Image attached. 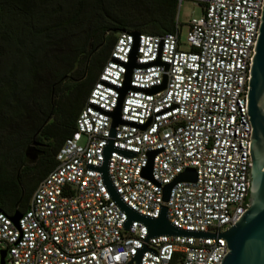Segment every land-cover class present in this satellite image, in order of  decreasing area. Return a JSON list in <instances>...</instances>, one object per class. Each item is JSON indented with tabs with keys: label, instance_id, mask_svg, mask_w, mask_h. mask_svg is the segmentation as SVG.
<instances>
[{
	"label": "built area",
	"instance_id": "1",
	"mask_svg": "<svg viewBox=\"0 0 264 264\" xmlns=\"http://www.w3.org/2000/svg\"><path fill=\"white\" fill-rule=\"evenodd\" d=\"M263 0H194L200 16L159 36L139 34L129 87L110 136L133 37L116 35L79 112L16 224L0 211L2 264H220L222 234L248 209L250 133L245 96ZM166 65V67H165ZM164 82L163 89H159ZM108 180L120 201L143 217L166 209L169 224L201 236L146 239L126 217L98 171L108 143ZM151 179L141 176L149 152ZM191 169L162 201V188ZM141 253L138 263L133 259Z\"/></svg>",
	"mask_w": 264,
	"mask_h": 264
},
{
	"label": "trees",
	"instance_id": "2",
	"mask_svg": "<svg viewBox=\"0 0 264 264\" xmlns=\"http://www.w3.org/2000/svg\"><path fill=\"white\" fill-rule=\"evenodd\" d=\"M179 1L0 0L2 213H23L55 166L53 157L73 131L116 35L171 33ZM26 122L31 128L20 131L16 125ZM35 138L47 143L48 153L28 164L23 153Z\"/></svg>",
	"mask_w": 264,
	"mask_h": 264
},
{
	"label": "water",
	"instance_id": "3",
	"mask_svg": "<svg viewBox=\"0 0 264 264\" xmlns=\"http://www.w3.org/2000/svg\"><path fill=\"white\" fill-rule=\"evenodd\" d=\"M259 26L257 29L253 50L254 53L250 61L249 80L247 82V92L245 96V114L251 128L249 133L247 153L251 160L249 169V189H248V209L236 220L234 226L230 227L222 237L225 241L227 254L221 259L220 264H264V0L261 4ZM133 37V44L129 53V62L126 65L124 74V85L117 99L116 108L109 114L111 117L110 136L114 135V127L121 124L119 120V109L124 93L127 90H135L129 87V77L132 69L143 68L147 65H136L135 55L137 50V38L139 33L129 32ZM166 67V65H165ZM164 82L159 88L163 89ZM112 151L109 142L103 151V164L98 171L101 174L103 185L109 193L112 201L121 212L124 213L126 220L124 228L127 230L132 222L141 223L147 231L146 239L158 236H201L202 234H191L172 227L166 219V209L160 208L156 219H151L138 215L136 212L127 208L113 190L107 176V158ZM157 151L149 152L146 167L142 170L141 176L151 179V161ZM40 153L34 149V143L24 150L23 156L29 164H33ZM195 175L193 170L188 169L178 175L175 180L163 186L162 201L166 202L171 187L178 182H194ZM20 218L18 212L10 216L13 224ZM142 249L133 259L138 263ZM4 252L1 255L0 264Z\"/></svg>",
	"mask_w": 264,
	"mask_h": 264
},
{
	"label": "rangeland",
	"instance_id": "4",
	"mask_svg": "<svg viewBox=\"0 0 264 264\" xmlns=\"http://www.w3.org/2000/svg\"><path fill=\"white\" fill-rule=\"evenodd\" d=\"M199 16H200V8L197 5H195L192 1L190 0H180L179 1V5H178L176 16H175V23L180 25L179 43H180L181 49H185V37H186V32H187L186 31L187 23L189 22L190 19L197 18ZM63 51H67L66 48H64ZM55 54L59 55L60 52L59 53L55 52ZM16 126L19 127L18 129H20V131H25L31 128L32 123L31 122L19 123Z\"/></svg>",
	"mask_w": 264,
	"mask_h": 264
},
{
	"label": "flooded vegetation",
	"instance_id": "5",
	"mask_svg": "<svg viewBox=\"0 0 264 264\" xmlns=\"http://www.w3.org/2000/svg\"><path fill=\"white\" fill-rule=\"evenodd\" d=\"M34 143V149L40 153L37 159L39 158H45L47 156L48 150H47V143L44 140L35 138L31 141L30 144ZM35 163V162H34ZM45 170V169H44ZM41 174L36 175V180L41 178Z\"/></svg>",
	"mask_w": 264,
	"mask_h": 264
}]
</instances>
